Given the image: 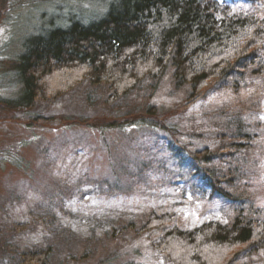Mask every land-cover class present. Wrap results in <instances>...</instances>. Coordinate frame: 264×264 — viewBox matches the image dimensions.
Here are the masks:
<instances>
[{
  "label": "rangeland",
  "instance_id": "374dc122",
  "mask_svg": "<svg viewBox=\"0 0 264 264\" xmlns=\"http://www.w3.org/2000/svg\"><path fill=\"white\" fill-rule=\"evenodd\" d=\"M219 1L264 18V0ZM81 4L89 9L83 17L99 7L0 0V102L18 97L13 68L26 42L76 19ZM256 55L196 101L171 65L118 99L108 86L83 82L28 112L0 107V264H20L24 252L45 248L52 249L49 264H167L156 236L142 230L152 213L175 214L184 229L264 223V45ZM152 109L158 122L179 114L157 129L146 116ZM138 115H145L138 128L108 127ZM93 122L97 128L86 126ZM239 134L252 136L254 147L226 140ZM203 150L213 161L201 168L228 178L221 187L233 200L195 178L191 154ZM233 264H264V250Z\"/></svg>",
  "mask_w": 264,
  "mask_h": 264
},
{
  "label": "trees",
  "instance_id": "16d2710c",
  "mask_svg": "<svg viewBox=\"0 0 264 264\" xmlns=\"http://www.w3.org/2000/svg\"><path fill=\"white\" fill-rule=\"evenodd\" d=\"M89 1L99 6L92 16L83 17L89 9L81 4L76 19L26 42L13 68L18 97L0 102V107L28 112L37 102L54 101L83 82L108 86L118 99L148 78L161 79L171 65L177 84L190 85L196 101L214 83L233 79L253 63L264 45V18L255 12L237 13L219 0ZM147 113L157 129L179 114L169 113L172 118L164 115L158 122L155 110ZM144 116L115 119L108 127L138 128ZM86 126L97 128L94 122ZM226 140L238 149H251L255 139L239 134ZM191 155L195 178L205 181L213 195L233 200L221 187L228 178L201 168V161H213L209 151ZM19 161L16 157L15 166L21 167ZM180 222L175 214L152 213L142 229L156 236L154 248L167 264H233L264 250V223L236 219L227 226L208 221L184 229ZM51 254V248L27 251L20 264H49Z\"/></svg>",
  "mask_w": 264,
  "mask_h": 264
},
{
  "label": "snow or ice",
  "instance_id": "6c2138e0",
  "mask_svg": "<svg viewBox=\"0 0 264 264\" xmlns=\"http://www.w3.org/2000/svg\"><path fill=\"white\" fill-rule=\"evenodd\" d=\"M0 35H3V30H0Z\"/></svg>",
  "mask_w": 264,
  "mask_h": 264
}]
</instances>
